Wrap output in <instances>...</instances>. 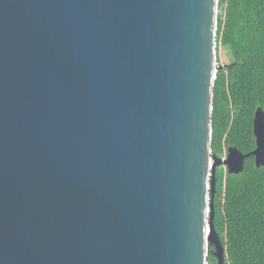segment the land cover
Here are the masks:
<instances>
[{"label": "water", "instance_id": "obj_1", "mask_svg": "<svg viewBox=\"0 0 264 264\" xmlns=\"http://www.w3.org/2000/svg\"><path fill=\"white\" fill-rule=\"evenodd\" d=\"M219 0H0V264H209ZM212 241V242H211Z\"/></svg>", "mask_w": 264, "mask_h": 264}, {"label": "trees", "instance_id": "obj_2", "mask_svg": "<svg viewBox=\"0 0 264 264\" xmlns=\"http://www.w3.org/2000/svg\"><path fill=\"white\" fill-rule=\"evenodd\" d=\"M231 61L222 65L214 86L212 154L229 148L255 149L254 119L264 112V0H219L217 50ZM214 225L224 258L213 252L209 264H264V165L246 159L244 170L216 169Z\"/></svg>", "mask_w": 264, "mask_h": 264}, {"label": "rangeland", "instance_id": "obj_3", "mask_svg": "<svg viewBox=\"0 0 264 264\" xmlns=\"http://www.w3.org/2000/svg\"><path fill=\"white\" fill-rule=\"evenodd\" d=\"M217 57L219 58V61L222 65L228 64L231 61V58H230L227 50L222 48L221 46L219 47V50H217ZM227 154H228V152H227ZM227 154L224 155L223 158H226ZM209 250H210V252H213V253L218 252L216 246L213 243H210Z\"/></svg>", "mask_w": 264, "mask_h": 264}]
</instances>
